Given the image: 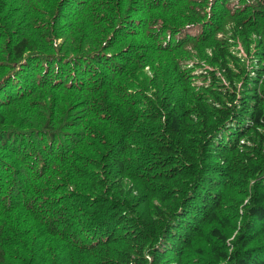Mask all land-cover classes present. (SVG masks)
<instances>
[{
	"label": "trees",
	"instance_id": "16d2710c",
	"mask_svg": "<svg viewBox=\"0 0 264 264\" xmlns=\"http://www.w3.org/2000/svg\"><path fill=\"white\" fill-rule=\"evenodd\" d=\"M0 264H264V0H0Z\"/></svg>",
	"mask_w": 264,
	"mask_h": 264
}]
</instances>
